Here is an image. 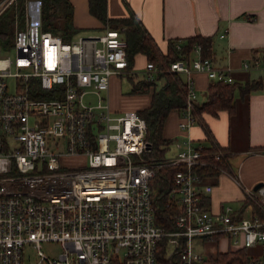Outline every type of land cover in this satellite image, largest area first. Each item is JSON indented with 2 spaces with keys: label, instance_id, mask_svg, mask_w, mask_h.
Segmentation results:
<instances>
[{
  "label": "built area",
  "instance_id": "built-area-1",
  "mask_svg": "<svg viewBox=\"0 0 264 264\" xmlns=\"http://www.w3.org/2000/svg\"><path fill=\"white\" fill-rule=\"evenodd\" d=\"M13 1L0 0V15ZM126 46L122 28L70 40L27 18L16 28L13 56L0 57V264H24L25 245L35 248V264H199L208 257L193 240L221 235L233 249L260 243L261 257L245 264H264V217L251 203L243 215L229 204L215 212L203 204L214 186L200 168L228 173L225 152L208 151L187 136L172 142V155L152 157L145 118L113 110L108 97L112 75L181 74L184 131L198 121L193 75L233 82L234 68L214 65L194 43L189 59L167 66L147 60L134 69ZM258 64L245 61L242 69ZM165 165L177 167L169 230L155 223L151 190ZM245 191L264 216V186ZM43 241L58 242L61 252L45 254Z\"/></svg>",
  "mask_w": 264,
  "mask_h": 264
},
{
  "label": "crops",
  "instance_id": "crops-1",
  "mask_svg": "<svg viewBox=\"0 0 264 264\" xmlns=\"http://www.w3.org/2000/svg\"><path fill=\"white\" fill-rule=\"evenodd\" d=\"M70 1L74 9L73 24L78 30L76 34H98L105 30L103 23L90 13L88 0ZM37 5L39 7V1ZM31 6L33 4L27 0L26 17L29 21ZM129 13L141 21L163 52L170 39L200 33L212 38L211 59L214 65L234 68L231 73L234 81L241 83L264 76V0H107L108 16L119 17ZM138 55L144 59V65L147 61L145 55L138 53L135 57ZM255 59L259 61L258 66L242 69L243 62L253 63ZM193 79L197 90L196 103H201L206 99L210 78L198 72ZM198 91H204L205 98L199 100ZM235 99L234 112L225 109L217 114L203 111L197 115L198 121L184 131L179 128L181 112L172 109L166 118L163 136L171 138L169 144L189 136L194 144L223 150L228 173L204 176V181L212 183L214 188L203 196V204L207 211L213 212L229 204L243 215L247 214L245 206L249 203L257 212L254 210L257 205L247 196L245 188L254 190L258 182L264 186V87L251 90L245 97L236 91ZM236 113L238 126L233 128L232 118ZM172 123L174 130H171ZM247 199L250 201L246 202ZM237 201L241 202L240 207L232 205ZM253 246H259L262 254L260 243ZM227 249L233 248L221 251Z\"/></svg>",
  "mask_w": 264,
  "mask_h": 264
},
{
  "label": "trees",
  "instance_id": "trees-1",
  "mask_svg": "<svg viewBox=\"0 0 264 264\" xmlns=\"http://www.w3.org/2000/svg\"><path fill=\"white\" fill-rule=\"evenodd\" d=\"M26 1L16 0L0 15V48L9 50L13 46L16 28H22L26 23ZM40 17L39 23L45 30L61 35L63 40L72 39L77 33L73 24V4L70 0H38ZM89 11L109 28H122L127 42L126 54L129 66H133L135 55L144 54L159 66H167L178 58L189 59L194 43L201 45L202 56L212 58V38L197 33L180 39H170L167 49L163 52L155 39L145 29L141 21L133 14L111 17L107 14V0H88ZM179 43L180 47H176ZM132 93H143L150 90L149 103L137 110L147 123L146 138L151 144L152 157H162L171 138L163 136V128L170 111L177 109L181 113L186 105V83L181 74L164 72L158 74L154 80L137 79L132 76ZM160 85H157L158 81ZM264 87V76L257 79H248L245 82H225L222 80H209L206 99L194 105V113L203 111L217 114L220 110L234 112L236 108L235 93L245 97L251 90ZM33 91L31 90V94ZM48 93V92H47ZM47 93L42 94L46 96ZM49 95V94H47ZM216 146L206 147L208 151H215ZM177 167L165 165L156 170L151 181L152 199L155 211V223L166 230L172 228L171 215L176 207L169 199V190L173 185V174ZM202 175H214L217 173L213 167L200 168ZM247 199L246 202H249ZM245 202V203H246ZM245 203L243 205H245ZM254 210L263 216L262 212L254 207ZM252 256L247 253L245 247L218 251L216 254L205 258L199 264H245Z\"/></svg>",
  "mask_w": 264,
  "mask_h": 264
},
{
  "label": "rangeland",
  "instance_id": "rangeland-1",
  "mask_svg": "<svg viewBox=\"0 0 264 264\" xmlns=\"http://www.w3.org/2000/svg\"><path fill=\"white\" fill-rule=\"evenodd\" d=\"M16 1V0H15ZM15 1H13L8 7H10ZM33 6L29 8V19L30 21L39 22L40 17V10L38 7V0H29ZM36 5V7H34ZM7 7V8H8ZM6 8V9H7ZM76 37L80 36L79 34ZM6 55L13 56V50H3L0 48V57H4ZM144 59L140 57L139 55L135 57L134 59V66L133 68H141L143 66ZM134 80L137 79L136 76L133 77ZM161 81L159 80L157 82V85L159 86ZM132 87V79L127 75H112L111 81H110V88L108 90V97L109 102L112 107V109L117 111H125V110H139L146 106L149 103L150 98V90L148 92L143 93H132L131 92ZM104 93V92H103ZM87 100H93V96L91 94H87L85 96ZM205 98V92L204 91H198V99L201 100ZM95 101V97L94 100ZM241 108H239L240 110ZM238 110V109H237ZM238 112V111H237ZM243 112V109L240 111ZM239 113V112H238ZM238 117L237 113L232 118V127L235 128L238 125L236 124L235 120ZM175 126L173 123L171 124V130H174ZM175 151V148L172 144H169L168 147H166L165 153L162 156L167 157L173 154ZM232 205L235 207H240L241 202H232ZM193 243L195 245L196 250L203 256V257H209L216 252L226 249L227 247H232V241L230 238L227 237V235H221L219 238L214 239H195L193 240ZM40 249L49 256H57L61 250L62 247L58 242L55 241H43L40 244ZM248 254L250 255H256L261 256V250L259 246H250L246 248ZM24 264H35L36 256H35V248H33L30 245L24 246Z\"/></svg>",
  "mask_w": 264,
  "mask_h": 264
},
{
  "label": "water",
  "instance_id": "water-1",
  "mask_svg": "<svg viewBox=\"0 0 264 264\" xmlns=\"http://www.w3.org/2000/svg\"><path fill=\"white\" fill-rule=\"evenodd\" d=\"M260 186H262V182H258L257 184H255V186L253 187L254 190H257Z\"/></svg>",
  "mask_w": 264,
  "mask_h": 264
}]
</instances>
